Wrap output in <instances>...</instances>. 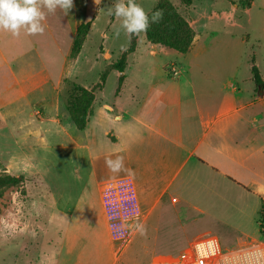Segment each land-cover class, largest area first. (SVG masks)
Returning <instances> with one entry per match:
<instances>
[{
    "label": "rangeland",
    "instance_id": "374dc122",
    "mask_svg": "<svg viewBox=\"0 0 264 264\" xmlns=\"http://www.w3.org/2000/svg\"><path fill=\"white\" fill-rule=\"evenodd\" d=\"M158 1L135 0L147 14ZM169 1L187 21L190 15L198 18L195 29L200 39L194 51L182 55L170 50L179 59L173 55L147 57L145 34L133 35L137 54L128 56V77L120 84L117 71L109 72L103 96L111 98L120 88L125 101L129 90L152 81L139 79V71H157L155 67L162 65L166 72L164 67L171 62L181 72V81L187 72L202 71L219 73L216 83L220 88L230 77H234L233 83L254 87L253 60L264 75V0H193L190 11L181 0ZM115 2L73 0L67 14L60 9L47 14L42 35L22 31L16 37L0 32V176L24 177L23 183L5 189L0 197V264H45L48 256L57 258L58 250L74 249L84 250L85 262L91 264H164L185 257L194 242L209 237H217L227 249L249 244L264 248V232L259 226L264 214L262 197L253 188L232 184L206 167L190 176V183L178 182L155 211L173 242L167 250H137L139 236L129 243L132 239L126 225L133 201L125 207L104 205L100 188L105 181H99L111 172L105 164L107 158H98L101 153L92 141L102 140L105 145L104 131L112 125L95 116L101 96L96 85L109 65L121 62L126 66L131 44L120 21L109 15ZM228 4L237 6L236 25L207 18ZM249 6L250 15H244ZM76 17L91 28L82 54L73 57L70 27ZM206 44L209 49L203 48ZM202 48L205 50L200 51ZM103 49L111 51L110 61L100 58ZM73 84L93 90L95 96L90 124L83 131L66 108ZM189 174L187 169L179 180ZM84 200L91 215L80 207ZM94 233L102 234L109 250L95 249ZM112 246L117 249L111 250ZM69 260L73 264L76 255L65 256L67 263Z\"/></svg>",
    "mask_w": 264,
    "mask_h": 264
},
{
    "label": "crops",
    "instance_id": "0c3cea01",
    "mask_svg": "<svg viewBox=\"0 0 264 264\" xmlns=\"http://www.w3.org/2000/svg\"><path fill=\"white\" fill-rule=\"evenodd\" d=\"M251 6L244 9V15H250ZM236 11L237 6L228 4L207 18L219 20L227 26L236 25L235 21L239 20L235 19ZM187 18L195 32L191 50L187 53L190 54L200 38L195 29L198 18L191 15ZM81 24L76 17L70 27V44ZM203 48L209 49V44ZM203 48L200 51L205 50ZM170 50L148 41L145 53L147 57L173 55L179 59ZM136 52L137 47L131 55H136ZM101 57L108 61L113 55L110 50L103 49L100 50ZM198 57L195 54V58ZM252 63L255 65L254 60ZM170 64L164 67L166 72L161 70L162 65L155 67L159 69L157 71H139V79L152 81L148 85L139 83L142 87L135 86L129 90L125 101L120 88L111 98L104 97L103 87L100 88L101 96L96 104L95 116L100 115L112 125L104 131L105 145L102 140L92 141L95 150L101 153L98 158L122 156L125 169L130 170L102 175L99 182H105L101 184L100 191L123 183L134 187L139 217L136 226L129 229L132 239L129 243L139 236L137 250H167L166 247L173 245L165 234L164 220L160 214L155 215V211L178 182L180 185L190 183V178L202 167L209 168L232 184L248 190L253 188L264 203V90H256L253 75L254 87L249 88L233 83L234 77L227 78L220 88L216 83L220 75L213 72H187L181 81V72L178 70L179 75L175 76L171 68L177 69V66ZM128 70V62L124 72L113 70L117 71L120 84L128 77ZM259 72L264 82V75ZM89 124L90 121L87 127ZM105 152L108 154L104 156ZM187 169L190 170L189 177L179 180ZM85 190L87 188L81 193L83 198H86ZM85 203L86 200L80 207L88 215L91 211ZM87 203L91 204L90 201ZM92 218L95 220L94 216ZM103 221L105 228L104 217ZM92 238L96 250H109L101 233H94ZM115 249L117 247H111V250ZM84 253V250H58L57 258L54 260L50 255L45 264H72L70 260L68 263L65 261L67 255H76L77 260L73 264H91L85 262Z\"/></svg>",
    "mask_w": 264,
    "mask_h": 264
},
{
    "label": "trees",
    "instance_id": "16d2710c",
    "mask_svg": "<svg viewBox=\"0 0 264 264\" xmlns=\"http://www.w3.org/2000/svg\"><path fill=\"white\" fill-rule=\"evenodd\" d=\"M187 7L191 6L193 0H181ZM162 12V19L157 23H150V26L145 34L147 41L154 45H159L168 49H172L181 54H187L192 47L195 32L192 29L189 22L182 16L179 8L171 3L169 0H159L154 6L152 11L148 13L151 20L154 12ZM91 24H81L77 29V35L74 39L72 56L76 57L82 50V46L90 31ZM131 44L129 47V54L136 50V42L131 37ZM126 66H123L121 62H116L107 67V70L103 72L100 77V83L96 85L97 88H102L105 84L107 74L113 70L124 72ZM253 75V81L256 86V90L261 92L264 90V82L261 78L259 69L253 64L251 68ZM94 88V87H93ZM95 96L93 90H88L80 85L73 84L70 91V96L67 101L66 108L71 114V118L76 127L83 131L87 127L89 111L94 103ZM24 177H16L10 174H4L0 176V197L3 191L7 188L17 186L23 183ZM260 232H264V214L260 219Z\"/></svg>",
    "mask_w": 264,
    "mask_h": 264
},
{
    "label": "clouds",
    "instance_id": "9594fccd",
    "mask_svg": "<svg viewBox=\"0 0 264 264\" xmlns=\"http://www.w3.org/2000/svg\"><path fill=\"white\" fill-rule=\"evenodd\" d=\"M95 3H99V0H95ZM72 7L73 0H0V32H8L16 37L22 31L27 35H42L45 31L42 22L47 14L55 13L57 9L67 14ZM108 12L120 21V28L129 39L133 35L140 36L141 33H146L150 23H157L162 19V12L157 11L152 14L150 20L143 7L135 0H116ZM119 30L117 29V35ZM105 164L113 173L130 171L125 169L122 156L115 159L107 158Z\"/></svg>",
    "mask_w": 264,
    "mask_h": 264
},
{
    "label": "built area",
    "instance_id": "2783aa9c",
    "mask_svg": "<svg viewBox=\"0 0 264 264\" xmlns=\"http://www.w3.org/2000/svg\"><path fill=\"white\" fill-rule=\"evenodd\" d=\"M171 71L175 76L179 75L178 70L174 67L171 68ZM102 198L104 205L114 208L117 205L125 207L126 203L129 204V201H133V212L128 217L126 226L130 224V227H127L128 230L136 226L139 212L136 192L131 184L108 186L103 189ZM164 264H264V248L257 244H249L227 249L222 246L217 237H209L194 242L185 257Z\"/></svg>",
    "mask_w": 264,
    "mask_h": 264
}]
</instances>
